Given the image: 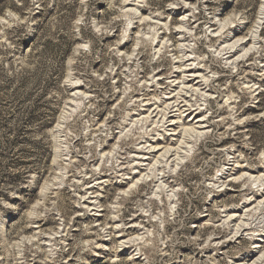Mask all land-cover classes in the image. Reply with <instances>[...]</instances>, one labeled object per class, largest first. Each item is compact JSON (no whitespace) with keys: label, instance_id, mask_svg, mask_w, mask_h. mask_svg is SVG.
I'll return each mask as SVG.
<instances>
[{"label":"rangeland","instance_id":"rangeland-1","mask_svg":"<svg viewBox=\"0 0 264 264\" xmlns=\"http://www.w3.org/2000/svg\"><path fill=\"white\" fill-rule=\"evenodd\" d=\"M263 5L0 0V264L262 255L251 249L264 238V203L246 201L264 198ZM179 58L200 75L191 87L168 83L182 80ZM194 115L204 130L187 122ZM153 141L162 151L151 153ZM167 149L172 160L159 156Z\"/></svg>","mask_w":264,"mask_h":264},{"label":"bare ground","instance_id":"bare-ground-1","mask_svg":"<svg viewBox=\"0 0 264 264\" xmlns=\"http://www.w3.org/2000/svg\"><path fill=\"white\" fill-rule=\"evenodd\" d=\"M264 6V5H263ZM263 16H264V8H262V10L260 11V13H259V16H258V18H257V22H256V24H257V26H256V30H258L259 29V27L262 25V23H263ZM180 30V29H179ZM182 32V31H181ZM256 34V33H255ZM236 35H237V31H232L230 34H229V38H231V39H234L235 37H236ZM182 37V36H181ZM179 40H181V38L179 39ZM233 43V45H232V51L230 52V53H232L233 55L237 52V51H240V50H243L244 49V47H245V45L247 44V42H248V40L247 39H244V38H242V39H239V40H237L236 39V41H232ZM228 48V47H227ZM221 49V48H220ZM245 50V49H244ZM233 55H231L230 54V56L228 57L229 59L231 58V57H233ZM183 57V56H182ZM243 57V56H242ZM185 61L186 62H188V58H186L185 60H182V59H178L177 60V64L179 65L178 66V68H177V70L175 71V74H178V73H181L182 74V80L181 81H177V80H174V78H176V76L177 75H172L170 78H169V81H168V83L169 84H171V85H174V86H178L179 84H184V83H186V85H188V86H192L193 84H194V81L195 80H197V79H199L200 78V75L198 74V71H197V69L194 67V65L192 66V64H186L185 63ZM233 64V63H232ZM157 76H159L158 74H157ZM160 78V77H159ZM178 78V77H177ZM166 79H168V78H166ZM160 80H162V79H159V81ZM165 80V79H164ZM204 80V79H203ZM197 84V83H196ZM172 87V86H171ZM182 87V86H181ZM180 87V88H181ZM174 88V87H173ZM177 88V87H176ZM253 89V88H252ZM173 90V89H172ZM200 90V89H199ZM171 92V91H170ZM172 94V93H171ZM174 94V93H173ZM174 98V97H173ZM167 99V98H166ZM168 99H170V97H168ZM164 100V99H163ZM170 100H172V99H170ZM168 102V101H167ZM165 103V102H164ZM170 105H172V103L170 102V103H168V106H170ZM180 107V106H179ZM179 111V109H178V106L176 107V108H174V111L173 112H178ZM182 111V110H181ZM180 111V112H181ZM186 111V110H185ZM193 113V112H192ZM198 113H200V112H198ZM197 113V114H198ZM182 116V115H181ZM185 116V115H184ZM183 116V117H184ZM187 118V117H186ZM189 118V117H188ZM181 121L182 120H180V122L177 120V114L176 113H173V114H171L169 117H167V126H166V130L168 131V133H169V135L168 136H170V137H176L177 136V134H178V131L176 130V129H180V126H178V124L179 123H181ZM189 124H190V126L191 127H194V128H197V129H199V130H204L205 128H206V120H205V117H203V116H199V115H194V118L193 119H191V121H187ZM209 126V125H208ZM193 128V129H194ZM188 130V129H187ZM98 131V130H97ZM166 139V138H165ZM174 141V140H173ZM155 142H157V141H153L152 142V144H150L149 145V149H150V151H151V153H157L158 151H160L161 150V147H160V144L159 143H155ZM164 150V149H163ZM162 151V150H161ZM176 152H177V150L176 149H167V150H165V151H163L162 153H160L159 154V156H163V157H166L167 159H170V160H172V158L176 155ZM143 154V153H142ZM148 154V153H147ZM148 157V156H147ZM140 158V157H139ZM177 157H175V159H176ZM145 160H146V162L145 163H147V160H150V158H148V159H146L145 158ZM165 160V159H164ZM141 163V162H140ZM144 163V162H143ZM142 165V164H141ZM140 166V165H139ZM144 166V165H143ZM146 166V165H145ZM142 168V167H141ZM144 169V168H143ZM140 172V171H139ZM225 177V176H224ZM260 177V176H259ZM227 178V177H226ZM232 178H233V176H232ZM104 179V178H103ZM225 179V178H224ZM229 179V178H228ZM238 179V178H237ZM236 179V180H237ZM101 180V179H100ZM231 181H233L232 179H229V180H227V179H225L224 181H222L221 183L222 184H224V185H226L227 186V184H229ZM95 182V181H94ZM102 182H105V181H98V182H96V184L95 185H100V184H102ZM88 184V183H87ZM94 184V183H93ZM103 185V184H102ZM91 185H89V186H87V187H90ZM86 187V188H87ZM92 188L93 187H91V188H89V190H92ZM93 193H94V191H93ZM259 195V193H257V194H254L250 199H248L246 202H248L249 203V205H252L253 206V208H255V207H258V206H260L262 203H264V198H260V196H258ZM263 195V194H262ZM97 196V195H96ZM94 197V196H93ZM92 199V198H91ZM91 201V200H90ZM94 202V201H93ZM95 205V204H94ZM243 206H245V205H243ZM252 206H250V207H252ZM89 207V206H88ZM248 207V206H247ZM90 208V207H89ZM249 208V207H248ZM92 209H94V208H92ZM90 210H91V208H90ZM96 211V210H95ZM249 211V210H248ZM237 215H239V214H237ZM235 213L234 214H232L229 218H230V220H232V221H235V220H237L238 218H240V216L238 217ZM229 222V221H228ZM237 222H238V220H237ZM236 227V226H235ZM132 228H133V226H132ZM250 228V227H249ZM115 229V228H114ZM248 229V228H247ZM262 237H264L263 235H262ZM221 243V242H220ZM262 243H264V238H263V240H261V238H260V240H256V242H254V246H252V249H251V253L253 254V252H259L261 249H264V246H262ZM219 244V243H218ZM260 254V256H263V254H264V252L262 253V255H261V253H259ZM251 255V254H250ZM258 255V254H257ZM255 256V255H254ZM260 256H258V258H255L254 260H252L251 262H249V264H256V263H258L257 261H260V258H263V257H260ZM252 259V258H251ZM242 260H244V259H242ZM239 264H241V263H239ZM242 264H248L247 262H242Z\"/></svg>","mask_w":264,"mask_h":264},{"label":"trees","instance_id":"trees-1","mask_svg":"<svg viewBox=\"0 0 264 264\" xmlns=\"http://www.w3.org/2000/svg\"><path fill=\"white\" fill-rule=\"evenodd\" d=\"M30 46V44H28L26 47Z\"/></svg>","mask_w":264,"mask_h":264}]
</instances>
